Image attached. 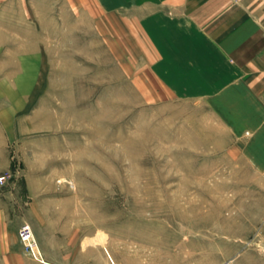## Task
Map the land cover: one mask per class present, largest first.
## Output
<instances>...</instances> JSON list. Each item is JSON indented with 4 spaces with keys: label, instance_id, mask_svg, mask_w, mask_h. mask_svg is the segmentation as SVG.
Returning <instances> with one entry per match:
<instances>
[{
    "label": "rangeland",
    "instance_id": "1",
    "mask_svg": "<svg viewBox=\"0 0 264 264\" xmlns=\"http://www.w3.org/2000/svg\"><path fill=\"white\" fill-rule=\"evenodd\" d=\"M94 1L0 0V264H214L244 200L227 122Z\"/></svg>",
    "mask_w": 264,
    "mask_h": 264
},
{
    "label": "crops",
    "instance_id": "2",
    "mask_svg": "<svg viewBox=\"0 0 264 264\" xmlns=\"http://www.w3.org/2000/svg\"><path fill=\"white\" fill-rule=\"evenodd\" d=\"M134 14L164 85L211 100L243 188L214 264H264V0H100ZM178 86V87H177ZM171 88V89H172ZM233 161V162H232ZM213 256H216L214 253Z\"/></svg>",
    "mask_w": 264,
    "mask_h": 264
},
{
    "label": "built area",
    "instance_id": "3",
    "mask_svg": "<svg viewBox=\"0 0 264 264\" xmlns=\"http://www.w3.org/2000/svg\"><path fill=\"white\" fill-rule=\"evenodd\" d=\"M18 235L20 240L22 241L23 245L25 246V249L33 254L34 256H37V250H36V242L33 237V232L28 223H22L18 228Z\"/></svg>",
    "mask_w": 264,
    "mask_h": 264
}]
</instances>
